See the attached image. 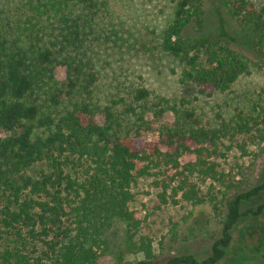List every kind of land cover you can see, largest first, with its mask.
Instances as JSON below:
<instances>
[{"label": "trees", "instance_id": "16d2710c", "mask_svg": "<svg viewBox=\"0 0 264 264\" xmlns=\"http://www.w3.org/2000/svg\"><path fill=\"white\" fill-rule=\"evenodd\" d=\"M209 6L215 32H208ZM131 7L132 0H0V264H99L117 223L126 237L120 264L126 254H142L136 264H161L131 209L137 178L174 171L162 184L163 202L171 190L176 204L180 195L205 203L200 185L211 180L214 192L227 183L208 161L223 140L257 130L264 141V105L218 115L215 124H205L195 105L251 73L242 50L264 60V3L172 1L159 43L182 65L183 96L173 103L143 86L99 93L102 46L119 40L111 26L134 17ZM60 67L65 81L56 78ZM168 111L175 121L158 125L159 140L136 143ZM186 155L196 161L182 164ZM263 195L264 182L248 189L231 181L210 256L164 264H264V203L249 206Z\"/></svg>", "mask_w": 264, "mask_h": 264}, {"label": "rangeland", "instance_id": "374dc122", "mask_svg": "<svg viewBox=\"0 0 264 264\" xmlns=\"http://www.w3.org/2000/svg\"><path fill=\"white\" fill-rule=\"evenodd\" d=\"M172 1L132 0L131 11L134 17H117L125 23L120 26L116 21L115 26H111L112 30L118 32L119 40H106V44L102 46L105 47L104 52L98 60L102 69L99 91L102 97H109L112 93L123 95L132 86H143L152 92L154 98L166 99L172 103L182 98L181 62L164 52L159 43L161 31L171 18ZM256 1L264 3V0ZM212 8L208 7V32H215L217 26V17L211 16ZM242 51L254 63L251 73L242 76L229 92L214 93L209 97L200 96L195 103L198 115L205 124L217 123L218 115L229 119L237 111L250 112L256 105H264V60ZM56 78L65 81L66 69L58 68ZM147 120L152 121L153 116L148 115ZM173 121L175 114L168 111L158 124H153L151 130H146L137 137L136 143L158 141V125ZM194 161L196 158L193 155H186L181 159L182 164ZM208 161L216 164L217 169L226 175L227 183L224 187L216 184L214 192L209 189L211 180L200 185L205 203L186 202L180 195L176 198L179 201L176 204L171 190L166 196L167 203L163 202L162 184L170 182L174 171L167 174L164 169L162 173L151 170V176L139 177L134 184L135 197L131 209L142 221L141 234L152 240L154 253L161 264L181 255H195L200 260L210 256L212 244L222 232L225 211L223 195L226 186L231 181H240L244 188L250 189L264 182V141L257 130L240 135L233 141L223 140L217 153L209 157ZM192 180L199 183L197 176ZM173 185L178 183L174 182ZM215 202L218 203V210L213 205ZM263 203L264 195L249 206L258 207ZM250 222L249 219L245 220L241 228ZM125 240V227L117 223L108 235L109 251L101 256L99 264H120L118 257L124 251ZM143 259L142 254H126L123 264H136Z\"/></svg>", "mask_w": 264, "mask_h": 264}]
</instances>
